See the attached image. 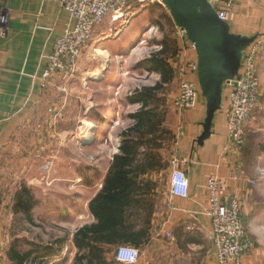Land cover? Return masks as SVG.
Listing matches in <instances>:
<instances>
[{
    "label": "crops",
    "instance_id": "1",
    "mask_svg": "<svg viewBox=\"0 0 264 264\" xmlns=\"http://www.w3.org/2000/svg\"><path fill=\"white\" fill-rule=\"evenodd\" d=\"M211 1L217 8L225 0ZM5 4L10 9V22L7 36L0 37V164L12 169L20 166L36 169L52 162L45 177L36 178L41 175L32 173L25 177L19 176L18 180L25 178L28 183L33 184L47 179L48 182L56 183L54 190L43 192V196L47 198L42 203L48 205L45 212L58 215L54 212L58 211L61 214L57 225L71 230L70 240L67 241L76 250L73 234L83 224V214L88 211L92 215L89 202L101 190L113 157L119 152L118 144L111 145L114 147V151H111L102 142L105 137L120 134L130 125L132 119L129 115L141 106L140 103L128 101V96L136 89L128 86L130 63L142 52L136 49L143 47L149 40L150 36L146 38L145 34L150 35L153 29H157V25L154 21L145 22L146 31L139 38L133 40L135 34L130 31L124 39L112 45L109 44L110 40L100 42L105 39L103 33L117 29L114 39L118 38L121 27L129 22L118 28L110 26L113 22L98 26L93 42L77 61L76 75L70 82L73 84L71 94L63 95L56 87L45 88L43 77L57 39L72 21L70 13L62 7L61 0H5ZM1 5L2 0L0 8ZM230 12L227 21L232 32L243 36L256 35L258 37L255 41L264 39V0H233ZM172 23L169 24L173 25L170 36L175 41L176 50L175 54H169L167 58L174 68V79L171 83H166V86L176 88V80L179 84L176 90L170 88L166 96V107L174 111L173 102L183 78V61L180 59L185 45L177 36V25L173 21ZM160 41L157 45L161 47ZM122 47H128V50H122ZM153 51L155 50L148 52L140 61H134L138 64ZM186 54L187 65L197 62L194 46L189 47ZM137 68L151 75V84L146 81L142 85H154L161 81L159 70L150 66ZM258 73L264 92L262 59L258 63ZM193 77L199 87L197 74ZM229 82L224 85L222 107L214 118L212 133L203 143H199L198 138L203 131L206 99L200 87L193 109L181 116L173 112L175 117L171 120V128L176 141L165 152L168 157L175 155L177 167L186 171L190 193L188 197L170 194L172 166L167 173L153 172L150 175L155 182L152 195L155 211L151 219V235L146 243L139 246L142 250L146 249V258L141 253V259L136 264H218L212 242L213 224L206 213L209 203L207 177L215 172L220 174L227 193L238 197L247 190L245 182L235 176L231 156L227 160L223 158L227 143ZM140 86L136 85L137 88ZM262 103L264 104V99ZM50 107L59 113L56 117L48 111ZM128 108L129 124L123 126L126 122L123 112ZM74 134L87 138L90 143L80 145L65 142ZM68 159L75 162H67ZM0 173L2 174V170ZM164 174H168L166 178ZM1 176L0 183L3 179ZM28 188L30 189V185ZM36 204L41 203L36 200ZM5 207L0 208V264H21L14 257L13 251L23 253L31 250L37 243L20 239L19 218L16 223L14 216L22 212L15 206L12 207L9 225ZM33 209L34 207L29 212L30 216L24 214L30 225L34 222ZM92 217L94 221L95 217ZM67 241L59 245L63 256L67 254ZM23 242L32 247L22 248ZM45 249L36 261V254H32L22 264H45L46 257L56 254L50 246ZM243 264H264V250L252 248L244 257Z\"/></svg>",
    "mask_w": 264,
    "mask_h": 264
},
{
    "label": "built area",
    "instance_id": "2",
    "mask_svg": "<svg viewBox=\"0 0 264 264\" xmlns=\"http://www.w3.org/2000/svg\"><path fill=\"white\" fill-rule=\"evenodd\" d=\"M158 0H61V5L71 16V22L63 34L57 39L50 61L44 73V87H56L62 94H68V84L76 75V64L83 51L94 40L96 28L111 16L113 21L130 18L146 5ZM212 2V1H211ZM233 6V0L223 1L217 8L218 15L228 20ZM130 10V11H129ZM128 16V17H127ZM10 9L2 0L0 8V37L7 36L9 31ZM178 38L185 47L180 60L183 61L181 74L183 78L179 85L173 108L179 113L193 109L196 104L199 87L193 75L197 74L198 63L193 61L186 64L187 49L194 44L189 40L187 31L177 26ZM262 41H254L246 51L242 70L230 81L229 105L227 108L226 136L223 158H227L236 148L245 145V130L257 107L261 94L260 78L257 73V50ZM195 47V46H194ZM56 117L58 112L53 107L48 109ZM88 128V127H87ZM78 139L81 145L83 139ZM120 146V141L118 142ZM177 158L171 160L170 194L172 196L188 197L190 183L186 171L177 167ZM187 182L186 184L184 182ZM209 203L206 213L212 220V242L215 248V258L218 264H243L244 257L251 247V240L244 224L241 202L233 193H227L223 178L218 173L207 177ZM118 263L136 264L141 259V250L132 245H120L115 252Z\"/></svg>",
    "mask_w": 264,
    "mask_h": 264
},
{
    "label": "trees",
    "instance_id": "3",
    "mask_svg": "<svg viewBox=\"0 0 264 264\" xmlns=\"http://www.w3.org/2000/svg\"><path fill=\"white\" fill-rule=\"evenodd\" d=\"M169 41L168 37L161 40V48L138 63L137 67L159 70L161 81L141 85L128 96L129 102L141 106L129 115L132 123L120 133L119 152L113 157L101 190L89 202L95 220L81 225L73 234L76 253L71 264H119L115 258L118 246L134 244L139 248L151 235L155 182L150 175L169 171L172 156L165 151L176 141L174 131L166 127V100L162 96L168 88L166 83L174 79L167 56L175 54L176 49ZM35 201L25 186L18 192L15 208L28 216ZM65 241L60 238L56 243L62 245ZM41 250L37 244L23 253L13 251V255L22 264L32 254H36V261Z\"/></svg>",
    "mask_w": 264,
    "mask_h": 264
},
{
    "label": "rangeland",
    "instance_id": "4",
    "mask_svg": "<svg viewBox=\"0 0 264 264\" xmlns=\"http://www.w3.org/2000/svg\"><path fill=\"white\" fill-rule=\"evenodd\" d=\"M161 4V5H160ZM135 7H139L136 4H133L131 9H134V12H137L134 16H132L129 20V23L121 27L119 31L118 38L114 39V35L117 32V29H111L107 32L103 33V37L105 39L100 40V42H104L105 40H110L109 44H115L116 42H120L121 39H124L130 31H134L135 37L139 38L144 31H146L147 26L145 22L154 21L157 25V29H153L150 32V35L145 34L146 38L149 37L147 43L143 47H139L136 50H142L140 54H137V59L140 61L143 56H146L148 52L152 50L160 49L161 47L157 45V42L163 40L168 37L170 39L169 43L172 44L174 47L173 38H171L170 33L173 25H169L172 23L173 19L170 15L169 9L163 3L162 0L155 1L153 4L146 5L144 8H140V10L135 9ZM130 11V10H129ZM128 17V16H127ZM113 22L111 27H120L125 23V19H121L118 21H113L111 16H108L103 23L99 26H105L106 24ZM174 22V21H173ZM173 24V23H172ZM98 31V29H97ZM113 37V38H112ZM93 42V41H92ZM91 42V43H92ZM122 50H128V47L121 48ZM264 39L262 40V45L257 50V57H256V66H257V73H258V63L259 61L264 62ZM132 61L130 64L131 70L128 73V86L130 89L137 88L136 85L144 84H151V75L144 72L142 69H138L136 61ZM259 76V73H258ZM260 78V76H259ZM75 83V82H73ZM137 83V84H136ZM70 84V83H69ZM68 84V94H71L70 91L72 89V83L69 86ZM178 81L176 80L174 85L176 88L178 87ZM261 84V81H260ZM170 88L176 90V88L169 86L167 88L168 92L165 91L163 94V98L166 100V96L168 95ZM133 91V90H131ZM62 94V93H61ZM67 94V95H68ZM132 94V93H131ZM65 95V94H63ZM264 92H262L261 87V94L259 99V107L255 110L252 119L250 120L249 124L245 130V145L241 148H236L231 156V162L233 163V171L235 172V176L239 177L241 180L245 182L246 189L241 197H238L241 202V212L244 220V224L246 227L247 234L251 240V247L257 250H264V104L262 103V99H264ZM64 105V104H63ZM166 106V104H165ZM164 106V107H165ZM129 108L123 112V116L125 117V124L123 126H127L129 124V120L127 119L128 115L130 114ZM167 110V117H166V127L171 128L172 125V118L175 117L174 113L179 114L176 110L172 111V108L165 107ZM174 112V113H173ZM169 124V126L167 125ZM172 129V128H171ZM83 137V136H82ZM106 139L103 140L102 143L109 146V149L114 151V147L111 145H117L120 141V134H112L109 137H105ZM70 139V140H69ZM78 139H81L79 135L74 134L73 136H69L65 142L73 143V144H80ZM59 143L61 144L62 141L59 139ZM65 145V143L63 144ZM175 155H172L174 158ZM79 158V157H76ZM171 158V160H172ZM75 162L72 159H68L67 162ZM77 161H79L77 159ZM52 162L47 163L43 167H37L36 169L33 168H26V167H15V168H7L5 165L0 164V172L2 170V174L0 176L2 179V183H0V208L6 206V219H9V225L11 223L12 215L10 213L12 207L15 206L16 198L18 192L22 191L23 187H28L30 185V189L34 198L37 201H40V205L36 204L34 206V211L32 214V218L34 220L33 224H28L25 220L24 214L15 215L14 219L16 223H18L19 218V229H20V236L23 241L30 240V243H37L43 244L40 245L42 250L37 252L39 255H42V252L45 251V248L53 249V252L56 254L49 255L45 258V264H71L76 250L72 247L71 243L68 241L71 237V230L63 229L59 227L58 221L61 218V214L58 211H54L58 215L49 214L50 212H45L48 209V205L43 202V199H46L47 196H43L44 191L54 190L56 183L48 182L47 179H44L42 183H28L27 179L20 178L19 176H26L32 173L36 175H41L36 178L45 177V175L50 170V165ZM70 164V163H69ZM68 164V165H69ZM179 167V166H178ZM180 168V167H179ZM168 174H164V178L167 177ZM32 186V187H31ZM250 191V192H248ZM51 194L52 196L54 194ZM38 198V199H37ZM49 200V199H48ZM36 202V201H35ZM50 205V203L48 202ZM54 208V206H53ZM51 216V217H50ZM92 215L86 211L82 216V223H90L92 222ZM82 224V225H83ZM6 228V227H5ZM60 238H66L68 243V250L67 254H64L63 251L59 250V245H57L56 241ZM29 242V241H28ZM24 244V242H23ZM47 246V247H46ZM31 244H24L22 248L27 249L31 248ZM141 249V248H139ZM249 250V252H250ZM142 257L146 258V249L142 250ZM122 264V263H119Z\"/></svg>",
    "mask_w": 264,
    "mask_h": 264
},
{
    "label": "water",
    "instance_id": "5",
    "mask_svg": "<svg viewBox=\"0 0 264 264\" xmlns=\"http://www.w3.org/2000/svg\"><path fill=\"white\" fill-rule=\"evenodd\" d=\"M174 23L187 31L197 52V77L206 99L203 143L212 133L217 112L222 107L224 85L234 81L243 65L245 50L258 36H243L231 31L229 22L219 17L211 0H162ZM83 144L90 143L87 138Z\"/></svg>",
    "mask_w": 264,
    "mask_h": 264
},
{
    "label": "clouds",
    "instance_id": "6",
    "mask_svg": "<svg viewBox=\"0 0 264 264\" xmlns=\"http://www.w3.org/2000/svg\"><path fill=\"white\" fill-rule=\"evenodd\" d=\"M184 183L186 184L187 182L185 181Z\"/></svg>",
    "mask_w": 264,
    "mask_h": 264
},
{
    "label": "bare ground",
    "instance_id": "7",
    "mask_svg": "<svg viewBox=\"0 0 264 264\" xmlns=\"http://www.w3.org/2000/svg\"><path fill=\"white\" fill-rule=\"evenodd\" d=\"M98 49V48H97ZM99 50V49H98ZM97 58V57H96Z\"/></svg>",
    "mask_w": 264,
    "mask_h": 264
}]
</instances>
